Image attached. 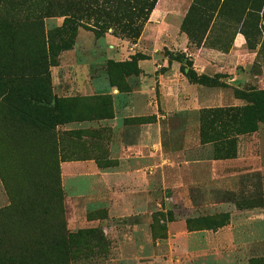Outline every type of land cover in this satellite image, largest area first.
I'll return each instance as SVG.
<instances>
[{"label": "rangeland", "instance_id": "374dc122", "mask_svg": "<svg viewBox=\"0 0 264 264\" xmlns=\"http://www.w3.org/2000/svg\"><path fill=\"white\" fill-rule=\"evenodd\" d=\"M262 2L192 0L184 28L180 23L190 47L205 41L220 51L244 30L249 44L240 33L246 52L232 64L235 76L212 71L200 73L209 83H192L180 70L191 57L166 49L153 57L157 71L163 57L176 62L198 97L208 93L212 101L193 103L184 88L173 90L175 79L142 74L138 61L150 55L134 44L139 36L132 42L111 28L95 35L90 23L78 24L50 63L27 62V80L13 84L26 89L33 80L45 82L47 72L51 94L62 102L51 132L21 125L1 104L9 86H1L2 76L0 209L30 189L32 177H58L64 227L81 233L69 264H251L264 257V122L252 132L227 133L232 140L221 145L203 143L198 134L202 109L247 105L235 90L264 92ZM62 21L46 16L43 30ZM223 216L211 228L198 220Z\"/></svg>", "mask_w": 264, "mask_h": 264}, {"label": "trees", "instance_id": "16d2710c", "mask_svg": "<svg viewBox=\"0 0 264 264\" xmlns=\"http://www.w3.org/2000/svg\"><path fill=\"white\" fill-rule=\"evenodd\" d=\"M155 1L0 0V78H5L1 86L9 85L4 91L1 104L10 107L19 116L21 125L28 124L51 132L54 124L61 120L59 111L62 102L52 96L45 70L41 73H46L45 82L33 80L26 89L13 85L27 80L26 63H50L57 50L69 46L78 24L90 23L95 35L111 28L133 42L139 36ZM260 6L243 9L258 10ZM55 15L63 16L62 25L45 32L42 19ZM184 21L181 28H184ZM65 32L67 37L55 43V37ZM240 33L246 39V32L241 30ZM29 41L33 47L26 50ZM246 43L248 46L247 39ZM182 57L180 54L174 56L176 60ZM185 65V71L183 66H180V70L189 82L209 83L211 80L202 74L197 75L189 60L185 61ZM133 70L136 71V68ZM233 92L248 104L202 109L198 116V134L203 143L224 144L232 140L227 137V133L235 135L252 132L256 129V122H264L263 91L248 87ZM226 122L231 123L228 125ZM32 179L30 189L18 193L16 200L0 209V264H69L73 247L79 238L77 236L81 233L67 232L64 227L58 177L46 182H40L35 177ZM51 210L53 216H49ZM47 219H53L50 226L46 224ZM198 220L206 222L211 228L222 224L224 216L217 220ZM255 263L264 264V257L252 259L251 264Z\"/></svg>", "mask_w": 264, "mask_h": 264}, {"label": "crops", "instance_id": "0c3cea01", "mask_svg": "<svg viewBox=\"0 0 264 264\" xmlns=\"http://www.w3.org/2000/svg\"><path fill=\"white\" fill-rule=\"evenodd\" d=\"M191 2L192 0H156L137 41L134 43L139 46L140 49L147 51L150 55L148 59L139 60L138 66L143 71L141 72L142 74H147L148 76L153 73L154 75L152 74V76H149L151 78L156 74L157 78L160 80L159 82H162L164 79L170 81L175 79L172 82L173 90L177 89L176 92L179 94L178 88H184L186 91L185 95H188L193 103L199 101H212L215 97L210 98L207 96L208 93L201 92L202 96L199 94L198 97L195 87L185 81L183 75H181L177 68L178 65L176 62H168L167 59L163 57L161 61L162 69L159 71L156 70L157 66H159L158 63L155 65L152 63L153 57L158 54L157 52L166 49L170 52H183L185 55L189 56V58L191 57L192 69L197 74H206L212 71L234 74L233 70H236L237 67L234 68L232 64L238 62L241 52H246L242 35L236 32L234 36H231L230 44L226 51L217 50L212 42L204 44L205 41L198 47H190L186 35L179 30V26ZM262 4L264 5V0ZM213 32L214 30L212 33ZM226 59H228L231 64H226ZM148 62H150V65ZM179 74L181 78H179ZM144 76L146 77V75H141V78L143 79ZM233 76H235V74ZM142 79L138 85L141 90H144ZM137 140L136 136L132 144L135 145ZM103 171L106 170L104 169Z\"/></svg>", "mask_w": 264, "mask_h": 264}]
</instances>
